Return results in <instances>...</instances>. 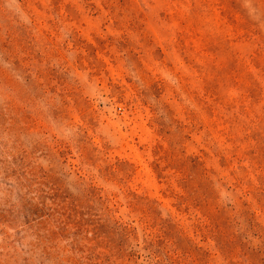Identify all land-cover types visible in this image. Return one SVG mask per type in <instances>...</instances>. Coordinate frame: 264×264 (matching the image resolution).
Listing matches in <instances>:
<instances>
[{
  "label": "rangeland",
  "instance_id": "1",
  "mask_svg": "<svg viewBox=\"0 0 264 264\" xmlns=\"http://www.w3.org/2000/svg\"><path fill=\"white\" fill-rule=\"evenodd\" d=\"M0 264H264V0H0Z\"/></svg>",
  "mask_w": 264,
  "mask_h": 264
}]
</instances>
